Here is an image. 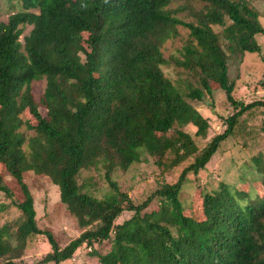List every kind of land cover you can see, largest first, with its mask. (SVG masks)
Masks as SVG:
<instances>
[{"label": "trees", "instance_id": "obj_1", "mask_svg": "<svg viewBox=\"0 0 264 264\" xmlns=\"http://www.w3.org/2000/svg\"><path fill=\"white\" fill-rule=\"evenodd\" d=\"M16 1L20 9L0 21V163L6 170L0 191L21 218L13 229H0V264H16L31 234H44L50 243L43 263L59 264L81 244L112 235L107 252L92 251L101 264H264V192L252 196L221 182L202 191L201 217L186 213L178 196L187 173L205 166L240 116L264 106L235 99L227 73L228 57L261 48L255 35H264V27L249 0H183L177 7L171 0ZM179 11L188 16L179 17ZM179 27L187 32L165 56L164 43L181 37ZM163 66L180 68L186 77L176 70L173 81ZM42 78L44 90L35 98L31 83ZM213 86L225 91L234 113L222 132L192 150L178 126L191 123L198 136L208 122L186 97L200 100ZM25 109L35 123L23 117ZM142 150L157 163L170 151L169 167L187 165L175 181L156 184L134 201L108 173L116 166L125 170ZM253 161L252 177L264 189V158ZM99 163L110 187L102 197L83 191L77 179ZM28 170L47 175L86 228L63 247L50 230L37 227L23 177ZM6 174L20 185L23 199L14 195ZM154 196L158 207L148 211ZM126 210L132 214L115 223Z\"/></svg>", "mask_w": 264, "mask_h": 264}, {"label": "rangeland", "instance_id": "obj_2", "mask_svg": "<svg viewBox=\"0 0 264 264\" xmlns=\"http://www.w3.org/2000/svg\"><path fill=\"white\" fill-rule=\"evenodd\" d=\"M182 1L171 0L170 5L177 7L183 5ZM249 2L258 10L259 21L264 27V1L249 0ZM19 9L20 5L16 0H0V21L6 20L10 13ZM186 15L188 16L185 11L178 12L179 17L184 18ZM29 29L30 26L26 25L24 32ZM179 29L181 37L167 40L164 43L165 56L180 46L187 30L184 27H179ZM255 39L261 47L260 51H244L241 54L231 55L227 60L228 77L233 83L232 95L243 103L264 101V35L256 34ZM163 70L173 81L182 72V69L171 66H163ZM176 70L180 72L177 73ZM181 76L186 77L183 72ZM31 86L34 97L38 98L44 90L45 79L35 80ZM186 100L207 119L208 127L204 135L197 136L194 134L196 126L188 123L178 126L177 134L192 150L199 151L214 135L224 130L226 127L225 118L234 113V108L226 99L225 91L218 86H213L212 93L204 94L200 100L189 97H186ZM23 117L31 123H35V119L26 109L23 110ZM187 134L192 137L195 143ZM255 156L264 158V106H255L245 111L240 116L233 133L219 143L205 166L200 168L197 173L191 171L187 173L186 180L178 194L184 211L189 215L201 217L202 191H212L221 182L227 183L232 191L245 189L252 196L262 194L264 189L260 180H254L252 177L253 169H255L253 161ZM173 157L172 152L167 151L159 157L160 163H157L155 156L142 150L140 158L132 162L125 170L116 166L109 171L108 175L117 187L126 192L132 200L145 199L156 184L175 181L180 170L187 165V161H181L169 167ZM4 173L6 170L0 163V175ZM106 174V168L99 163L82 169L77 179L82 185L83 191L96 197H102L104 193L110 191ZM23 177L33 197L37 227L41 230H50L60 247L66 245L86 229L78 224L75 216L60 201L58 187L47 175H38L32 170H28L23 174ZM4 179L14 195L18 199H23L20 185L16 180L7 174ZM158 202V197L154 196L146 210L157 209ZM20 214V210L12 199L0 191V229L7 224L10 226V230L13 229L21 218ZM131 214L132 211L129 210L121 212L115 223L122 222ZM111 237L112 235L107 239L94 242L90 246L85 243L81 244L70 258L59 264H101L99 256L92 251L100 254L107 252L111 247ZM48 251H50V243L46 236L31 234L27 239L23 254L16 259V264H52V262L43 263L41 261ZM2 260L0 258V263Z\"/></svg>", "mask_w": 264, "mask_h": 264}]
</instances>
